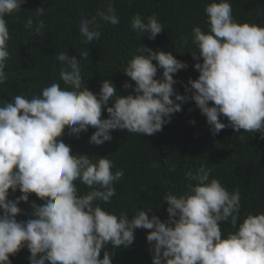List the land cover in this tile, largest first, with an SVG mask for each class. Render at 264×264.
Wrapping results in <instances>:
<instances>
[{
  "label": "clouds",
  "instance_id": "clouds-1",
  "mask_svg": "<svg viewBox=\"0 0 264 264\" xmlns=\"http://www.w3.org/2000/svg\"><path fill=\"white\" fill-rule=\"evenodd\" d=\"M24 3L0 0V85L8 80L5 69L11 58L6 17L19 13ZM204 11L208 31L194 26L191 33L199 76L189 78L186 94L174 88V74L188 64L171 51L142 44L123 70L135 82L134 88L129 82L123 85L132 89L126 96L119 95L109 79L102 81L99 93L89 90L80 63L89 58L88 50H79V58L60 51L55 58L67 87L52 83L31 99L15 95L13 102L0 105V264H12L10 256L24 248L30 252V264H112L114 250L131 246L138 228L151 230L146 239L152 264H264V212L248 214L240 222L239 189L229 192L219 179H210L206 165L184 173L188 183L183 194L164 195L166 221L157 215L150 218L152 208L130 218L98 203H111L123 169L113 171L107 156L94 162L88 154L74 153L62 139L66 130L79 138L89 127L95 129L89 139L94 145L111 141L113 130L151 136L189 100L206 116L213 136L231 127L237 133H260L264 139V26L239 23L230 0H212ZM44 12L43 7L36 9V21L29 17L25 28L42 34L45 23L39 17ZM119 23L109 0L94 16L83 17L78 29L83 42L91 44L101 39L105 24ZM131 28L140 39L148 34L155 40L165 26L155 13L146 18L136 13ZM182 40L187 46L188 37ZM159 69L163 72L157 78ZM105 107L108 117L102 118ZM77 181L91 191L80 194ZM10 190L22 195L10 199ZM31 194L44 203L32 202L31 218L18 220L23 213L19 205L28 203ZM222 222L236 230L222 238Z\"/></svg>",
  "mask_w": 264,
  "mask_h": 264
},
{
  "label": "trees",
  "instance_id": "trees-1",
  "mask_svg": "<svg viewBox=\"0 0 264 264\" xmlns=\"http://www.w3.org/2000/svg\"><path fill=\"white\" fill-rule=\"evenodd\" d=\"M109 0H25L19 13L6 17L9 31V52L11 58L5 69L8 80L0 85V105L4 101L13 102L15 95L28 99L40 95L44 87L52 83L67 87L60 79L61 63L55 58L60 52H67L79 58V50H88V59H81V73L86 86L99 93L102 81L109 79L115 85L117 93L126 96L132 89H125V82H135L127 77L123 70L142 44L153 49L171 51L177 59L186 62L188 67L174 74L176 91L183 95L189 78L196 79L199 73L194 68L196 61L192 53L198 51L191 41L194 26L208 31L207 16L204 8L212 0H112L120 23L116 26L105 24L101 29V39L85 44L80 35L79 21L96 14L97 9L106 7ZM233 16L239 23H255L264 26V0H230ZM45 8L42 34L26 29L25 22L36 16L34 11ZM140 13L147 17L155 13L165 29L155 40L148 34L141 39L131 28V18ZM18 17V18H17ZM182 37H188L187 46ZM180 52H183L181 54ZM202 62V58H201ZM153 63H156L155 61ZM158 70L157 78L162 76ZM191 95L190 93H187ZM174 99V97H173ZM108 106H111V102ZM106 107L102 118H107ZM227 123L226 118H221ZM195 121V124L190 121ZM95 131L89 127L79 138L67 134L62 137L71 146L74 153L88 154L95 162L107 156L113 161V171L123 169L124 177L115 184L116 195L111 203L101 207L109 212H127L131 216L140 209L152 208L149 217L157 215L162 221L168 219V205L163 200L168 191L183 194L187 191L188 181L184 173L204 164L211 169V178L219 179L229 192L239 189L242 208L240 222L248 214L264 212V139L260 133L235 132L227 127L215 136L210 132L206 116L189 100L182 105V111L175 113L170 123L154 135L134 134L128 130H113L112 140L102 145L89 143ZM174 168V171H173ZM80 194L91 191L86 185L76 182ZM22 193H11L10 199H16ZM42 205L44 201L31 194L28 203L19 205L23 213L18 220L31 218V203ZM222 238L233 232L230 222H222ZM138 228L134 243L114 250L112 264H152L148 232ZM109 251H113L109 246ZM30 252L22 249L10 256L12 264H30ZM103 258V250L101 257Z\"/></svg>",
  "mask_w": 264,
  "mask_h": 264
}]
</instances>
